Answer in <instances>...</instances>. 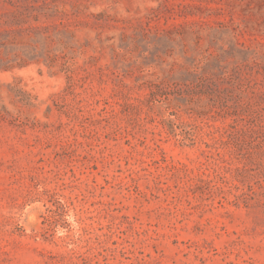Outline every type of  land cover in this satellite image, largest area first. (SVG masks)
Returning a JSON list of instances; mask_svg holds the SVG:
<instances>
[{
	"label": "rangeland",
	"instance_id": "rangeland-1",
	"mask_svg": "<svg viewBox=\"0 0 264 264\" xmlns=\"http://www.w3.org/2000/svg\"><path fill=\"white\" fill-rule=\"evenodd\" d=\"M0 264H264V0H0Z\"/></svg>",
	"mask_w": 264,
	"mask_h": 264
}]
</instances>
